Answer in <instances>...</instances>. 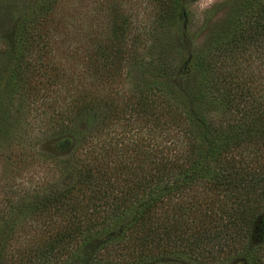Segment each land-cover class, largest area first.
<instances>
[{
    "label": "trees",
    "instance_id": "trees-1",
    "mask_svg": "<svg viewBox=\"0 0 264 264\" xmlns=\"http://www.w3.org/2000/svg\"><path fill=\"white\" fill-rule=\"evenodd\" d=\"M13 1L0 0L15 13L0 38L3 90L21 117L48 108L39 143L65 139L69 151L58 181L0 210V264H264V0L188 54L165 30L187 35L194 0H150L145 35L113 3L119 18L88 47L81 84L51 55L59 3ZM131 74L122 98L114 87Z\"/></svg>",
    "mask_w": 264,
    "mask_h": 264
},
{
    "label": "rangeland",
    "instance_id": "rangeland-1",
    "mask_svg": "<svg viewBox=\"0 0 264 264\" xmlns=\"http://www.w3.org/2000/svg\"><path fill=\"white\" fill-rule=\"evenodd\" d=\"M56 1L59 3L58 16L56 17L57 28L56 30L54 28V37L50 45L53 62L63 70V73L73 74L76 77V82L80 84L84 80L90 81V75L84 68L87 65L88 47L93 41L103 40L110 35L112 25L116 21L115 18H119L111 11L113 3L120 6L117 15L122 13L129 16L131 34L153 33V28L149 25L154 18L155 10L154 4L149 2L150 0ZM245 1L214 0L210 7H201L202 4H206V0H194L187 7L191 17L183 26L187 35L180 37V32L171 28L166 29L165 33L169 41L175 40L178 53L188 54L201 46L206 39H209L217 28L222 27L227 14L235 15L238 7ZM25 2L26 0H14V9L19 11L24 8ZM10 5H6V7L9 8ZM7 14V9L0 13V38L15 19V13ZM141 38L145 41L144 36ZM148 42L150 41L148 40ZM183 43L184 45H181ZM4 49L0 39V112H3L2 116L7 118L6 131L0 134V210L4 209L8 200L14 201L24 191H33L36 187H43L52 181H58L62 176L59 170L61 166L59 160L69 151L65 139L39 143L46 139L43 134L44 126L40 127L39 120H47L42 112L50 111L48 108L40 106L41 102H35L29 104L30 112L27 110L21 117L18 113L20 103L9 95V91L3 90L6 85L2 58ZM132 74L136 75L137 73ZM131 81L136 80L132 77L122 86L114 87L120 97L123 98L125 93L132 90ZM98 90L102 94L105 93L101 87H98ZM63 96L66 98L67 93L61 88L55 98L58 99L56 107L63 108L67 100H63ZM48 115L46 116L48 117ZM112 129L116 133L114 137L120 138L117 134L121 127L117 125ZM27 137L32 139L27 141ZM37 142L39 144L35 145ZM68 180L69 178L66 176L65 181Z\"/></svg>",
    "mask_w": 264,
    "mask_h": 264
},
{
    "label": "clouds",
    "instance_id": "clouds-1",
    "mask_svg": "<svg viewBox=\"0 0 264 264\" xmlns=\"http://www.w3.org/2000/svg\"><path fill=\"white\" fill-rule=\"evenodd\" d=\"M214 3V0H206L204 7H210Z\"/></svg>",
    "mask_w": 264,
    "mask_h": 264
},
{
    "label": "snow or ice",
    "instance_id": "snow-or-ice-1",
    "mask_svg": "<svg viewBox=\"0 0 264 264\" xmlns=\"http://www.w3.org/2000/svg\"><path fill=\"white\" fill-rule=\"evenodd\" d=\"M204 5L202 4L201 7H203Z\"/></svg>",
    "mask_w": 264,
    "mask_h": 264
}]
</instances>
